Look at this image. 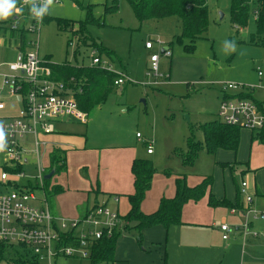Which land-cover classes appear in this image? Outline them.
Returning <instances> with one entry per match:
<instances>
[{
    "label": "rangeland",
    "instance_id": "obj_1",
    "mask_svg": "<svg viewBox=\"0 0 264 264\" xmlns=\"http://www.w3.org/2000/svg\"><path fill=\"white\" fill-rule=\"evenodd\" d=\"M112 1L61 0L59 5L49 8L50 21L44 22L39 34L26 37L27 40L36 39L39 58L49 59L53 64L83 63L88 67L93 44L102 45L113 52L114 57L113 61L105 56L101 60L111 66L112 71L127 78L123 85L114 88L104 104L88 112L87 125L66 122L67 125L62 126V130H73L77 135L87 137V146L82 151L66 154V170L50 179V187L60 186L64 192L75 188H95L106 157L112 158L116 164H122L126 159L122 150L115 153L105 150L123 147L130 149L128 151L134 152L139 159L152 161L155 176L185 178L188 186L197 185L203 178L212 176L215 195H223L227 200L236 199V187L242 181L248 183L250 188L256 185L258 192L264 193V142L252 139L248 129H241V141L235 153L221 151L209 154L201 149L192 165L185 164L181 159L186 152L189 125L200 126L218 120L216 111L221 83L245 84L255 88V98L264 96V46L257 44L251 10L247 26L236 29L230 23V0H207L208 29L196 40L194 53L188 54L184 51L188 41L177 40L180 35V20L177 17L149 19L140 24L125 0H117L118 11L103 17V5L110 6ZM76 2L94 6V19L99 20L100 24L104 22L106 26L97 24L88 28L90 41L84 47L79 46L75 60L73 53L77 50V40L68 32H60L53 20L83 21L85 12ZM11 18L0 20V28ZM6 37L0 30V64L14 62L17 57L16 44L8 43ZM68 41H71L69 46ZM226 41L229 43L226 44ZM147 42L153 44L150 51L145 48ZM231 42H235L234 51ZM163 48H169L171 55L163 56ZM153 54L159 56L155 76L151 72L150 62ZM258 69L262 72L261 76L257 75ZM0 71L4 72L6 68L3 66ZM5 94L6 91L1 98L6 108L0 112V119L14 117L20 109V105L13 100L6 101ZM136 133L142 137L140 142L135 138ZM195 136L197 141H202L200 131L197 130ZM148 143H152L153 156L147 158ZM41 165H49L47 155L42 158ZM26 168L29 169L26 175L31 177L29 181L33 184L37 181L39 186L44 184L37 179L38 169L34 158H28ZM5 191V187H0V192ZM43 192L41 190L40 197H43ZM61 194L52 198V204H59ZM253 198V207L264 211L258 209L260 199L257 195ZM208 208L207 217L214 216L211 222H207L209 225L189 227V231L193 232L191 238L203 246V250L197 247L186 251L183 254L186 264H263L264 241L253 234L261 232L264 236V226L260 222H253L249 224L246 234L244 231L232 232V238L224 241L218 228L223 224L230 230L236 226L243 227L244 215L237 209L232 212L230 208ZM119 214H122L121 210ZM211 223H215L213 227ZM126 225L130 226L131 223L122 220L117 230L121 237L116 243L113 264H131L130 258L137 261L134 264H153L157 261L164 253V247L151 253L144 247L142 237L139 242L137 236L123 229ZM124 235L128 237L122 238ZM130 243L133 247H129ZM14 249L9 248L5 258H11ZM145 252L147 257L143 256ZM76 254L79 255V252L76 251ZM167 262L168 257L165 264ZM55 263L89 264V260L66 257L59 258ZM0 264H5V261Z\"/></svg>",
    "mask_w": 264,
    "mask_h": 264
},
{
    "label": "built area",
    "instance_id": "obj_2",
    "mask_svg": "<svg viewBox=\"0 0 264 264\" xmlns=\"http://www.w3.org/2000/svg\"><path fill=\"white\" fill-rule=\"evenodd\" d=\"M250 0L251 13L256 21L259 15L257 4ZM61 0H53L47 6V12L42 19H37L31 12L46 7L45 0H35V4H25L17 0L12 18L1 27L6 34L5 40L16 46L17 57L14 62L0 64L6 71H0V112L5 110L1 96L6 91V101L13 100L20 105L14 117L0 119V132L3 133L7 147L0 152V243L28 252L35 264H56V260L66 257H90L91 246L97 241L110 237L117 231L121 216L106 204H98L77 219L59 218L52 215L46 202L45 193L40 197L43 184H33L31 177L26 175L28 158L37 162L38 176L42 183L47 167L41 165L42 158L47 155L46 136L56 133L57 126L67 123L86 125L87 113L83 112L70 91L69 84L57 79L49 69L50 61L39 58L36 39L27 40L28 35L37 36L45 19L49 17V8L59 5ZM21 35H24L22 44ZM16 36V38L14 37ZM147 50L153 49V44H145ZM170 56V50L162 53ZM90 67L96 66L110 70L98 52L90 50ZM158 55H151V72L158 73ZM88 66V67H89ZM119 78L114 81L115 87L126 82V77L117 73ZM257 75L262 73L258 69ZM221 98L217 109V119L220 123L248 129L250 132H264V97L254 101L242 99L239 96L254 92L255 88L241 83H221ZM226 95L227 97H224ZM138 139L140 134H136ZM147 154L152 153V143L147 144ZM22 180H27L22 182ZM252 188V187H251ZM245 181L238 187L242 200L240 212L244 215L245 225L229 229L227 225L220 226L222 239L229 241L232 232L248 231L249 224L260 222L264 224V211L252 207L255 193ZM117 202V198H113ZM254 237L264 236L261 232ZM73 243V244H72ZM79 252V255L76 254ZM264 264V262H263Z\"/></svg>",
    "mask_w": 264,
    "mask_h": 264
},
{
    "label": "trees",
    "instance_id": "obj_3",
    "mask_svg": "<svg viewBox=\"0 0 264 264\" xmlns=\"http://www.w3.org/2000/svg\"><path fill=\"white\" fill-rule=\"evenodd\" d=\"M130 7L134 17L141 24L149 19H164L168 17H177L180 20V35L177 40L188 41L184 46V51L193 54L195 51V42L207 31L209 26V8L207 0H125ZM250 0H230L229 16L230 23L236 29L247 26L251 5ZM78 7L85 12V19L80 22H74L65 19H54L56 28L60 32H68L71 37L77 40V50L74 51L73 57L76 60L79 46H85L90 41L89 27L100 24L94 19L92 5H83L76 2ZM253 3L259 8V15L255 21L256 35L258 43L264 46V0H254ZM118 11L117 0H113L110 6L103 5V17L114 14ZM50 18L45 19L48 23ZM101 26H106L103 22ZM1 30V28H0ZM22 44H24V35H21ZM263 39V40H262ZM71 41L67 42V46ZM93 49L98 52L100 57L113 61V52L104 48L102 45L93 44ZM47 60V59H46ZM48 61H50L48 59ZM52 74L57 79L69 84L70 91L76 100L78 107L88 114L93 108L104 104L109 95L113 92L114 81L119 75L114 71L101 69L96 66H84V64L72 65L64 62L63 64H53L49 66ZM224 97H227L224 95ZM242 99L254 101V92L240 95ZM200 131L202 141H197L195 132ZM189 136L186 138V152L181 155V159L187 165H192L198 152L205 149L209 154H215L217 150L237 152L240 143L241 129L230 127L220 123L218 120L207 122L200 126L189 125ZM252 139H258L264 142V132H251ZM49 167L46 174L54 171V176L66 170V155L60 149H52L48 156ZM130 172L133 177L134 192L127 196L129 211L121 217L130 226L123 229L128 234L137 236L141 242V232L145 229L161 226L168 229L172 226L183 225L181 213L183 207L188 202H199L207 195L209 207H223L230 209H241V199L237 188V195L234 203L226 199L217 200L210 192L213 185V177L208 176L193 187L186 184L185 178L175 179V196L173 198L162 197L157 209L150 214H143L140 210L141 203L145 199L147 192L151 188V183L155 174L153 163L144 159H135L130 166ZM169 176L170 174H165ZM50 178V179H51ZM50 179L44 180L43 190L46 197L50 212L53 213L54 204L52 198L63 192L60 186L50 187ZM98 196V193H94ZM258 195V194H257ZM129 225V224H128ZM120 232L112 233L110 237H105L91 248V254L88 258L89 264H113L116 243L120 239ZM73 244V243H72ZM11 248L8 245L0 243V262L5 264H35L34 259L29 253L24 252L21 248L14 249V255L11 258H5L7 250ZM165 263V261H164Z\"/></svg>",
    "mask_w": 264,
    "mask_h": 264
},
{
    "label": "crops",
    "instance_id": "obj_4",
    "mask_svg": "<svg viewBox=\"0 0 264 264\" xmlns=\"http://www.w3.org/2000/svg\"><path fill=\"white\" fill-rule=\"evenodd\" d=\"M7 23L8 21L4 24H7ZM167 49L169 48H166V50ZM162 50H161L162 53L166 51V50L165 51H162ZM208 84H210V82H208ZM215 84H219V83H215ZM220 98H221V95H220ZM220 98H219V101H220ZM256 99H260V98H256ZM218 105H219V102H218ZM217 109H218V106H217ZM65 125L67 124L58 125L59 127L57 128L56 133L46 136L44 138V140L47 143V146H46L47 160H48L49 153L52 149H60L64 151L66 155L69 152H78L86 148L87 137L77 135L73 130H62V126H65ZM136 134H139V133H136ZM250 136L252 137L251 132H250ZM135 138L138 142H140V139L142 137L140 139H138L137 137ZM240 141H241V134H240ZM117 150H122V153L125 155L126 159L124 160V162L122 164L120 163L116 164L114 163L112 158L106 157L104 168L99 170L95 188H91L89 190L87 188H75V189H71V191L67 190L66 192H64L63 190L59 204L57 206L54 205V208H53L54 216H57L59 218L77 219L80 216H83L87 212V210L91 209L92 207L98 204H102V203L108 205L112 210H114L113 208H116L117 209L116 212L118 214L120 213V210H121L122 214H119L121 215V217L125 216L128 213L129 204H128L127 196L133 194L134 192L133 177L130 172V166L133 160L139 159V158L136 157V154L134 152L132 153L129 152L128 150L130 149H123V147H119V148L110 147V148H107L105 151L108 153H115ZM221 151H225V150H217L215 154L221 153ZM148 156L149 157L153 156V148H152V153L150 155L147 154V158ZM229 157H231L232 159V156H229ZM48 167L49 165L47 166V169ZM175 179L176 178L165 179L162 176L154 175L153 181L151 183V188L147 192L145 199L143 200L140 206V210L143 214H150L154 212L157 209L159 201L162 197L173 198L175 196V183H174ZM201 181L202 180H200L198 184ZM193 185L195 186V184ZM193 185H189V187H193ZM238 187H236V195H237ZM252 188L253 189L251 190V193L252 192L255 193L254 197L258 194L257 197L260 199L259 204H258L260 208L258 209H264L263 207L264 206V193H259L256 185H253ZM210 192L213 194V196L217 200H222L220 198L224 197L223 195L222 197H218L215 195L214 180H213V185H212ZM94 193H98V196H95ZM113 198H117V202H114ZM223 199H226V198L224 197ZM119 200H121L120 205H119ZM207 201L208 199L206 195L205 197H203L202 200H200L197 203L188 202L187 204H185L183 207L182 213H181V221L183 222V225L172 226L168 229H164L161 226H156V227L145 229L141 232V237L143 238V245L151 253L156 251L157 248L161 247V250H162V247H164V253L161 254L158 257L157 261H154L153 264L163 263L166 257H168V262L166 264H186V262L183 259V254L186 251L192 250L197 247L203 250V246L199 245L198 242H196L195 240L191 238L190 235L193 232L189 231L190 229L189 227L209 225V223L207 222H211L213 220L212 218L214 216L207 217L206 209H209L208 208L209 205ZM228 201L231 203L235 202V200L234 201L228 200ZM253 203L254 201L252 202V207H253ZM231 211L233 212L234 210L231 209ZM211 215H212V212H211ZM214 224L215 223H211V226L213 227ZM262 226H264V224H262ZM218 230H219V234L221 233L222 235L220 227L218 228ZM127 237L128 235H124L122 238L126 239ZM129 247H133V244L130 243ZM167 251H168V254H167ZM143 256L147 257L146 252L145 254H143ZM134 262H137V261H134L133 259L130 258V263L134 264Z\"/></svg>",
    "mask_w": 264,
    "mask_h": 264
},
{
    "label": "clouds",
    "instance_id": "obj_5",
    "mask_svg": "<svg viewBox=\"0 0 264 264\" xmlns=\"http://www.w3.org/2000/svg\"><path fill=\"white\" fill-rule=\"evenodd\" d=\"M25 4H35V0H24ZM46 7L42 9H36L34 6L31 8L33 15L39 20L47 12V6L52 5L53 0H45ZM17 0H0V20H6L13 15L14 11L19 13L21 9L16 7ZM229 43L228 41L225 42ZM232 50H235V42H231ZM7 147L6 139L2 132H0V152H3Z\"/></svg>",
    "mask_w": 264,
    "mask_h": 264
},
{
    "label": "water",
    "instance_id": "obj_6",
    "mask_svg": "<svg viewBox=\"0 0 264 264\" xmlns=\"http://www.w3.org/2000/svg\"><path fill=\"white\" fill-rule=\"evenodd\" d=\"M165 50H166V48H163L162 51H165ZM53 173H54V171H51L50 173L46 174L44 176V180H49L53 176Z\"/></svg>",
    "mask_w": 264,
    "mask_h": 264
}]
</instances>
